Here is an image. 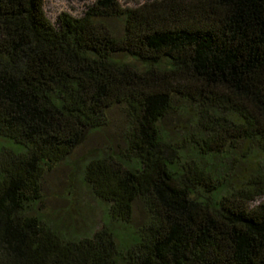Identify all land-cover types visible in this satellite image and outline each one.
Wrapping results in <instances>:
<instances>
[{
  "label": "trees",
  "instance_id": "obj_1",
  "mask_svg": "<svg viewBox=\"0 0 264 264\" xmlns=\"http://www.w3.org/2000/svg\"><path fill=\"white\" fill-rule=\"evenodd\" d=\"M43 3L0 0V264H264V0ZM112 110L82 181L123 236L35 208Z\"/></svg>",
  "mask_w": 264,
  "mask_h": 264
},
{
  "label": "rangeland",
  "instance_id": "obj_2",
  "mask_svg": "<svg viewBox=\"0 0 264 264\" xmlns=\"http://www.w3.org/2000/svg\"><path fill=\"white\" fill-rule=\"evenodd\" d=\"M94 1L44 0L43 10L50 23L56 26V20L60 13L80 17ZM152 1L156 0H117L122 8H134ZM109 23L114 31H119L122 28L121 20L116 19ZM125 60L123 58V61ZM109 119V126L90 133L70 156L45 172L41 180V200L35 208L49 218H57L82 226L84 232H91L101 228L104 224H110L116 233L123 236L127 234L123 224L109 221L105 205L92 196L89 188L82 181L83 166L86 160L94 154V150H99L108 141L112 143L114 148V139L118 138V130L124 128L119 110H112L109 113ZM249 146L244 143L240 147L245 150L249 149ZM262 200L264 197L258 202ZM258 202L253 203V205ZM142 217V205L140 202H136L130 226L137 224Z\"/></svg>",
  "mask_w": 264,
  "mask_h": 264
}]
</instances>
